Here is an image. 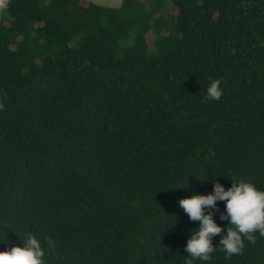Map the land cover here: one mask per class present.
<instances>
[{
	"label": "trees",
	"instance_id": "trees-1",
	"mask_svg": "<svg viewBox=\"0 0 264 264\" xmlns=\"http://www.w3.org/2000/svg\"><path fill=\"white\" fill-rule=\"evenodd\" d=\"M231 177L264 188V0L4 2L0 248L32 232L45 264H184L178 198ZM253 235L194 264H264Z\"/></svg>",
	"mask_w": 264,
	"mask_h": 264
},
{
	"label": "clouds",
	"instance_id": "clouds-1",
	"mask_svg": "<svg viewBox=\"0 0 264 264\" xmlns=\"http://www.w3.org/2000/svg\"><path fill=\"white\" fill-rule=\"evenodd\" d=\"M222 93L221 79H210L205 99L218 100ZM231 180L227 188L217 179L210 192L178 198V206L188 219L198 221L183 245L187 253L184 264H194L196 260L209 261L217 247L228 258L242 251L245 240L254 242L253 233L264 236V188L244 178L231 177ZM218 201L224 202L222 211ZM217 212L219 220L226 221L225 224L217 222ZM217 234H220L219 240L214 244ZM5 240L0 237V242ZM54 246L52 238L27 232L19 242L0 248V264H45L46 252Z\"/></svg>",
	"mask_w": 264,
	"mask_h": 264
},
{
	"label": "rangeland",
	"instance_id": "rangeland-1",
	"mask_svg": "<svg viewBox=\"0 0 264 264\" xmlns=\"http://www.w3.org/2000/svg\"><path fill=\"white\" fill-rule=\"evenodd\" d=\"M92 1L108 6H117L120 3V0H92ZM4 2L5 0H0V14L2 12Z\"/></svg>",
	"mask_w": 264,
	"mask_h": 264
},
{
	"label": "crops",
	"instance_id": "crops-1",
	"mask_svg": "<svg viewBox=\"0 0 264 264\" xmlns=\"http://www.w3.org/2000/svg\"><path fill=\"white\" fill-rule=\"evenodd\" d=\"M6 1V0H5ZM120 2H121V0H120ZM120 4V3H119Z\"/></svg>",
	"mask_w": 264,
	"mask_h": 264
}]
</instances>
